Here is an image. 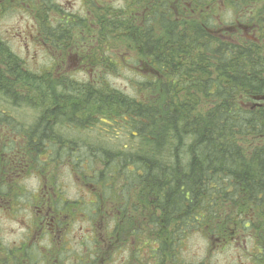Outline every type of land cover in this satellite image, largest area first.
<instances>
[{"label": "trees", "instance_id": "obj_1", "mask_svg": "<svg viewBox=\"0 0 264 264\" xmlns=\"http://www.w3.org/2000/svg\"><path fill=\"white\" fill-rule=\"evenodd\" d=\"M5 1L8 5L17 2ZM38 1L39 36L55 49H65L70 37L76 44L86 41L78 37L84 26L83 32L90 34L95 32L91 26L97 30L101 26L95 32L100 42H106L110 33L116 39L122 28L129 40L140 43L128 14L120 17L106 8L88 25L80 26L82 20L76 23L75 16L63 13L50 0ZM49 12H62L63 17L56 25L48 23ZM144 38L148 42L147 34ZM91 45L95 54L87 68L93 74L79 81L55 78L48 71L33 72L0 37V123L15 125L3 101L18 108L31 106L37 117L33 126L24 129L31 133L28 136L41 131L43 147L47 142L53 152L72 155L74 139L63 146L58 138L59 145L53 146L46 139L55 137V130L42 122H56L60 116L92 124L100 123L101 118H117L124 129L137 131L139 145L133 150L108 149L96 142L90 153L105 164L87 177L101 181V187L94 193L96 199L82 210L91 213V221L98 212L104 217L103 224L107 222V233L113 236L107 256L118 252L123 237L133 235L139 244L129 254L131 258L124 253L123 264H210L192 263L180 254L186 238L195 233L208 237L212 245H222L220 250L229 245L242 247L248 235L253 241L251 251L241 250L240 254L255 252L252 256H259L264 246V109L251 110L242 102L250 88L261 92L248 74L249 61H188L191 54L196 58V50L174 48L167 61L166 51L159 45L156 61H145L148 69L136 98L108 80V73L121 70V61ZM136 45V54L149 58L150 49L138 50ZM182 52L185 61H181ZM153 85L159 91L154 102L150 95ZM191 88L196 89L194 93L186 91ZM18 126L13 128L19 130ZM84 155L76 154L75 161ZM91 254L92 262L100 261L99 251Z\"/></svg>", "mask_w": 264, "mask_h": 264}, {"label": "flooded vegetation", "instance_id": "obj_2", "mask_svg": "<svg viewBox=\"0 0 264 264\" xmlns=\"http://www.w3.org/2000/svg\"><path fill=\"white\" fill-rule=\"evenodd\" d=\"M79 1L89 2L90 0ZM109 1L120 4L117 9L109 8L117 16L122 17L128 14L132 17L140 42L137 43V49L148 47L149 61H156L155 49L159 45H163L167 61L171 60L172 48L196 50V58L191 54L188 61H249L248 74L253 77L252 81L258 83L261 92L255 90L258 88H250L247 98L242 102L251 110L264 109V101L253 98L254 95L264 94V0ZM105 6L107 5L102 3L93 5L89 14L96 16L98 11L106 12L108 7ZM39 28L40 26H37L36 42L42 46H51L44 43L39 36ZM100 29L101 26H98L96 34ZM144 34L148 35V42L145 41ZM120 35L116 38H120L122 36ZM99 38L100 36H96L94 39L96 46L106 49L107 46L104 47L106 42H100ZM64 44L67 46L65 49H57L58 54L52 52L54 57L58 55L60 64L63 65L74 59L83 61L82 65L86 68L88 61H92L95 51L92 49L91 42ZM85 48L87 52L84 51ZM43 49L48 48L43 47ZM182 56L181 61H185L183 52ZM70 73L69 71V73L53 76L71 78ZM240 97L242 98V95ZM114 120L94 125L101 124L108 128L115 127L116 130H122L121 122ZM44 125L55 130L56 136L46 139L53 146L59 145L58 138L61 137L57 133L58 129L74 130L76 126H82L84 129L91 127L89 123L76 124L73 116L72 120L70 118L66 120V116H60L56 122L52 120L42 122V126ZM9 126L0 123L2 129L6 128L9 134L12 133L11 138L4 139L8 142L3 143V149H0L3 157L2 160L0 159V264H108L107 248L112 247L113 236L108 233H96L94 227L84 229V233L78 238L76 235L68 236V228L71 222L76 220L72 210L76 207L64 198L65 189L62 185H58L56 173L44 170L41 154L39 153L36 158L34 156L37 154L36 151H40L39 146L43 147V132L37 131L31 137L28 136L31 133L25 132L22 139L14 135V129ZM61 140L63 146H68L71 137ZM52 152L49 150L50 154ZM73 174H75L74 170H72V177ZM88 176L81 177L85 186H89L91 182ZM84 185L82 184L81 188H85ZM81 218L87 222L91 221L90 213L88 217L82 214ZM72 241L79 244L78 248L84 249V255L74 253L73 244H70ZM122 243L124 244L125 241ZM122 248L119 245L118 251ZM93 250L101 254L99 262H92L91 251ZM258 254L260 255L255 263L264 264V246Z\"/></svg>", "mask_w": 264, "mask_h": 264}, {"label": "rangeland", "instance_id": "obj_3", "mask_svg": "<svg viewBox=\"0 0 264 264\" xmlns=\"http://www.w3.org/2000/svg\"><path fill=\"white\" fill-rule=\"evenodd\" d=\"M2 1L4 2V5L2 2V4L0 3V6H3L2 8L0 7V37L5 40L10 45L11 49L24 60L28 69L36 73H44L48 71L52 72L53 75L65 74L70 71V74H72L71 79H77L79 81L86 80L88 77L87 73L93 74L90 68L88 69L89 72L85 70L87 67L85 68V66L82 65L83 61H75L74 59H71L63 65L60 64L61 61H58V55L57 57L55 55L59 52L57 49L51 46H42V44L36 42V30L37 26H40V22L37 20L38 11L40 9L39 1H37L36 4H32V2L28 3L25 0H17L16 3L12 2L11 5L6 4L5 0ZM50 2L56 4L67 14L75 16L76 23H78L79 20H82L80 24H78L80 26H83L84 24L88 25L92 19H95L94 14H89V10L93 7V5L102 3L107 5L105 7H112L116 9L117 6L120 5L118 2V4L115 2L110 3L109 0H90L89 2H80L79 0H50ZM63 13L61 12L57 15L49 12L47 16L48 23L56 25V21L63 17ZM39 17L41 18L42 14H39ZM86 28L87 26H84V30ZM91 28L95 32L97 31V26H91ZM84 30L81 27L78 37L80 39L85 38L86 41L91 42L94 46L96 42L94 40L96 38L95 32L90 34L83 32ZM124 32V30H122V33L118 32L122 35H120L121 37L118 39H115L114 33H110V37L105 36L107 41L104 47L107 46V48L104 49V53L110 57L118 58L122 65L120 71L108 73V80L113 87L123 91L131 97L138 98L140 82L144 80L145 71L148 69V65H145V61H149V58L145 55L136 54L138 52L133 49L136 42L129 40ZM111 34L113 35V39L111 38ZM66 42L72 43L73 40L70 37L66 40ZM43 47L51 50L46 51ZM52 52L55 53L54 58L51 54ZM78 58H80V56H78ZM90 77L92 76L90 75ZM195 90L196 89L191 88L186 91L194 93ZM158 93L159 91L155 88V85H153L151 87L150 94L153 102L158 98ZM3 103L4 104L2 106H4L7 114L11 117L12 121H15L13 122L15 124L13 127L20 125L18 126L19 130H15L12 126H9V128H13L15 131L14 135L23 139L25 133L24 129H27L29 126L34 124L37 117V110L32 109L31 106H26L25 104H23L21 108L14 107L12 102H6V100L3 101ZM89 124L91 126L90 128L83 129L80 126H76V129L74 130L65 128L58 129L59 132H57L64 140L69 137H71V140L74 139L72 151H74L75 155L85 154L82 160L79 159L75 161V155H72L71 153L68 154L66 153L67 151L61 152L57 150V153L52 152V154H50V148L48 147L47 142H43L45 147L39 146L40 151H36L37 154L34 155L36 158L39 153L41 154L44 170L50 172L54 171L56 173L55 175L58 180V185H62L65 189L63 194L64 198L68 202H72L73 207H76L75 209H72L76 220H73L68 228L69 237L76 235L78 238L80 234L82 235L84 233V229H91L92 227H94L96 233H107V222L103 224L104 217L101 214H98V212L96 213L98 216L90 222L84 221V219L81 218L82 214H85L87 217L89 216V212L82 210V208L85 207L86 203H91L90 199L92 201L96 199L94 193L97 189L99 191L101 187V181L97 180L96 182L92 179L89 186H85L81 177L96 174L97 171H100L105 164L101 158L90 154L92 152L91 149H93L92 147L96 146V142H101L106 148L115 150H119L122 147L133 150L134 147L137 148L139 145L138 133L134 129L128 128L127 130L122 128V130H116L115 127L108 128L101 124ZM11 136L12 133L9 134L8 129H0V149L8 142L4 141V139L11 138ZM0 156L2 155L0 154ZM2 159L3 157H1V160ZM79 165H82V168ZM72 170L75 171L73 177ZM82 184L85 188H81ZM93 187L94 189L92 190ZM108 205L109 203H107V206ZM112 225L113 224L111 223V227ZM135 237L137 236L129 235L124 239V244L122 242L119 244L123 247L121 250L115 254L107 256V258H110L111 264L125 263L126 260L124 259V256L126 255L123 254L127 252L129 255L139 244ZM244 238L245 243L242 247L240 244L237 245L238 247H236V245H229L225 249L220 250L222 245L218 247L217 242L212 245L208 237L195 233L186 238L182 245L180 254L184 259L192 261V263L205 261L210 264H255L252 258L248 257V254H240L241 250L251 251L253 246V241L248 235ZM239 242L241 243V238L239 239ZM70 244H73V251L76 255H84V249L78 248L79 244L77 242L72 241ZM138 256L139 255H137V259ZM129 257L131 258L130 255Z\"/></svg>", "mask_w": 264, "mask_h": 264}, {"label": "water", "instance_id": "obj_4", "mask_svg": "<svg viewBox=\"0 0 264 264\" xmlns=\"http://www.w3.org/2000/svg\"><path fill=\"white\" fill-rule=\"evenodd\" d=\"M254 98L257 99V100L264 99V95H261V96H255Z\"/></svg>", "mask_w": 264, "mask_h": 264}]
</instances>
